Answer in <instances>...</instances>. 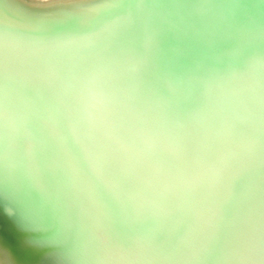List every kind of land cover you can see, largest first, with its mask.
Segmentation results:
<instances>
[{"label": "clouds", "instance_id": "1", "mask_svg": "<svg viewBox=\"0 0 264 264\" xmlns=\"http://www.w3.org/2000/svg\"><path fill=\"white\" fill-rule=\"evenodd\" d=\"M0 264H264V0H0Z\"/></svg>", "mask_w": 264, "mask_h": 264}]
</instances>
